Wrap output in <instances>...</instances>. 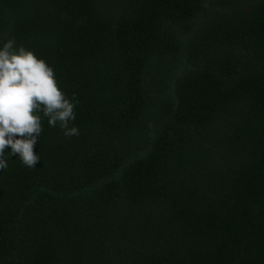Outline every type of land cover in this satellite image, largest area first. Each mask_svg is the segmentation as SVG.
<instances>
[{
	"label": "trees",
	"instance_id": "16d2710c",
	"mask_svg": "<svg viewBox=\"0 0 264 264\" xmlns=\"http://www.w3.org/2000/svg\"><path fill=\"white\" fill-rule=\"evenodd\" d=\"M9 39L79 135L6 149L0 264H264V0H0Z\"/></svg>",
	"mask_w": 264,
	"mask_h": 264
},
{
	"label": "clouds",
	"instance_id": "9594fccd",
	"mask_svg": "<svg viewBox=\"0 0 264 264\" xmlns=\"http://www.w3.org/2000/svg\"><path fill=\"white\" fill-rule=\"evenodd\" d=\"M75 95L69 99L59 88L55 72L43 59L9 39L0 47V170L7 168L6 149L29 168L40 161L35 152L43 131L42 119L57 125L68 137L75 120ZM42 114V115H41Z\"/></svg>",
	"mask_w": 264,
	"mask_h": 264
}]
</instances>
